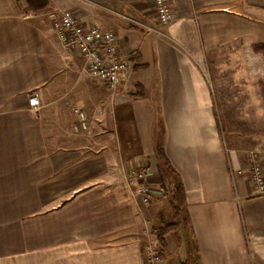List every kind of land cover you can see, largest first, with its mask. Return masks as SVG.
Wrapping results in <instances>:
<instances>
[{
    "label": "crops",
    "instance_id": "obj_1",
    "mask_svg": "<svg viewBox=\"0 0 264 264\" xmlns=\"http://www.w3.org/2000/svg\"><path fill=\"white\" fill-rule=\"evenodd\" d=\"M169 2L160 26L151 0H0V264H144L148 242L158 264H264V194L226 147L205 76L218 52L264 44V0ZM59 9L115 32L129 61L116 91L60 44ZM160 145L185 198L163 247ZM140 165L147 198L127 182Z\"/></svg>",
    "mask_w": 264,
    "mask_h": 264
},
{
    "label": "rangeland",
    "instance_id": "obj_2",
    "mask_svg": "<svg viewBox=\"0 0 264 264\" xmlns=\"http://www.w3.org/2000/svg\"><path fill=\"white\" fill-rule=\"evenodd\" d=\"M205 76L214 94L215 117L226 147L246 152L264 144V48L218 52L208 59ZM162 175L167 176L163 177L168 192L165 204L171 211L166 212L168 216L164 220L162 216L160 225L174 219L175 178L165 168ZM154 229L150 231L154 233ZM150 249L158 251L148 242L143 251L144 264Z\"/></svg>",
    "mask_w": 264,
    "mask_h": 264
},
{
    "label": "built area",
    "instance_id": "obj_3",
    "mask_svg": "<svg viewBox=\"0 0 264 264\" xmlns=\"http://www.w3.org/2000/svg\"><path fill=\"white\" fill-rule=\"evenodd\" d=\"M151 1L158 24L160 26L169 24L174 16L169 0ZM52 27L60 44L84 59L86 71L94 80L112 92L120 87L129 68V61L120 56L114 31L97 25H85L67 9H59L52 14ZM28 105L34 109L40 107L37 91L29 95ZM73 111L77 117L73 130L87 131L89 123L84 111L78 108H74ZM245 158L253 191L264 194V144L247 150ZM147 175L148 167L140 165L131 168L127 176L128 185L137 186V191L145 198L148 192ZM147 253L146 264H158L161 259L160 251L150 249Z\"/></svg>",
    "mask_w": 264,
    "mask_h": 264
},
{
    "label": "trees",
    "instance_id": "obj_4",
    "mask_svg": "<svg viewBox=\"0 0 264 264\" xmlns=\"http://www.w3.org/2000/svg\"><path fill=\"white\" fill-rule=\"evenodd\" d=\"M256 47L264 48V44L256 45L255 48ZM157 155H158V158L160 159V161H162L165 170L172 175L174 170L171 168L167 158L165 157L161 145L157 149ZM173 191H174L173 192L174 193L173 194V206H174L173 217H174V219H173V221L162 223L159 227L154 229L155 236H156L157 241L161 247H163L165 244L164 236L168 232L175 230L179 226L180 221H181V213L183 211L185 198H184V189H183V186H182L178 176L175 179ZM180 264H188V263L186 261H184V262H181Z\"/></svg>",
    "mask_w": 264,
    "mask_h": 264
}]
</instances>
